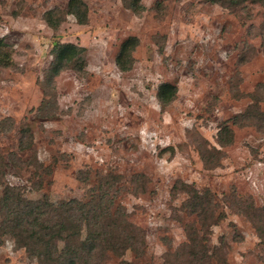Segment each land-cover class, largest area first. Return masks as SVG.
<instances>
[{
    "label": "rangeland",
    "instance_id": "obj_1",
    "mask_svg": "<svg viewBox=\"0 0 264 264\" xmlns=\"http://www.w3.org/2000/svg\"><path fill=\"white\" fill-rule=\"evenodd\" d=\"M69 1L0 0V200L6 185L54 202L112 185L145 245L108 250L96 264H183L188 248L175 253L193 227L209 264H264L261 0H84L86 23ZM55 8L64 19L52 28L45 16ZM129 36L139 43L122 71ZM59 43L82 49L55 73ZM163 83L178 88L167 105ZM183 183L199 192L206 225L190 214L193 197L174 189ZM2 219L0 202V264H49Z\"/></svg>",
    "mask_w": 264,
    "mask_h": 264
},
{
    "label": "trees",
    "instance_id": "obj_2",
    "mask_svg": "<svg viewBox=\"0 0 264 264\" xmlns=\"http://www.w3.org/2000/svg\"><path fill=\"white\" fill-rule=\"evenodd\" d=\"M261 2L264 5V0ZM138 4L137 2L135 8L139 7ZM69 7L68 13L73 14L79 23L87 22V4L84 0H70ZM59 11V8H55L46 13L45 20L52 28H57L64 19V16L61 19H53L54 14ZM138 43L139 39L136 36H129L123 42L116 57V64L120 70L127 71L132 68L134 63L132 51ZM58 49L57 62L53 68L55 73L66 67H73L80 59L82 48L74 43H59ZM177 91L176 85L163 83L159 87L158 98L163 105H167L175 99ZM262 115L264 116V113ZM242 117L249 119L250 116L242 114ZM235 119L237 121V118ZM232 140L233 132L225 125L221 141L227 144ZM177 188L193 197L194 202L188 204L190 214L200 215V222L206 225V216L198 209L201 208V204L198 203V199H201L199 192L190 189L187 183L174 187L178 190ZM112 189V185L111 187L100 185L86 200L74 198L54 202L49 197L28 198L19 187L6 185L0 200L3 214L2 229L13 235L17 245L25 247L30 255L37 256L49 264H96V260L101 259L108 250L115 253H124L129 249L142 251L145 245L144 232L128 221L127 211L120 203H116L117 196L114 195V191L113 193L110 191ZM224 214L221 213L219 216L223 217ZM84 231L87 232L85 238ZM196 233V228L193 227L194 235L188 234V242L175 253L178 258L179 251L188 248L183 257V264L210 263L211 255L208 252L206 236L203 234L198 238ZM62 235L65 236V244L60 250L58 242ZM123 264L128 263L123 261Z\"/></svg>",
    "mask_w": 264,
    "mask_h": 264
}]
</instances>
